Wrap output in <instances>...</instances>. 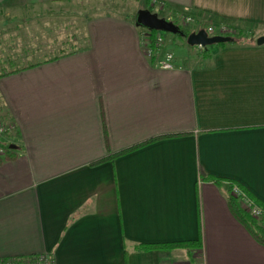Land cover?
I'll use <instances>...</instances> for the list:
<instances>
[{
    "label": "crops",
    "instance_id": "obj_1",
    "mask_svg": "<svg viewBox=\"0 0 264 264\" xmlns=\"http://www.w3.org/2000/svg\"><path fill=\"white\" fill-rule=\"evenodd\" d=\"M133 2L264 35V0H0V26L27 28L21 55L58 52L0 59L15 69L0 76V124L15 126L0 134L15 146L0 163V258L264 264L227 183L199 176L235 180L264 205V43L183 56L187 44L162 36L150 59ZM65 20L80 22L83 46L50 37ZM165 53L171 70L155 65ZM175 242L194 244L142 248Z\"/></svg>",
    "mask_w": 264,
    "mask_h": 264
},
{
    "label": "trees",
    "instance_id": "obj_2",
    "mask_svg": "<svg viewBox=\"0 0 264 264\" xmlns=\"http://www.w3.org/2000/svg\"><path fill=\"white\" fill-rule=\"evenodd\" d=\"M165 11L169 12L168 14L166 13V15H162L161 12H156V14L164 19L167 18V16H170V21L175 24L174 21H177V14L176 12H174L170 7H164ZM163 9V7H162ZM161 9V10H162ZM176 13V14H175ZM167 20V19H166ZM211 22L210 21H203L200 24V28L205 29L206 26L210 25ZM176 25V24H175ZM176 25L178 28L177 32L174 33H170L173 35V37L179 38L181 40H183L185 42V37L186 35L190 32L189 30L185 29L186 27L184 25ZM139 26V25H138ZM185 28H183V27ZM144 29V27H143ZM156 30H149L150 32V36H152V34L155 32ZM141 33V31L139 32V34ZM230 37L232 38V40L228 41V42H219V43H215V44H211L208 46H217V47H223L225 45H237V46H242V45H249V44H254V39L252 38V32L248 31V32H244L242 29H237L235 30V32L230 35ZM140 44V43H139ZM208 46L205 47H197V55L200 56H208L209 55V48ZM141 49H143V46H141ZM149 49H151L153 51V53L155 52V48L153 46V41L152 38H149V43L147 46ZM153 57L151 56L150 59H152ZM15 69H9V70H2L0 72V76L1 75H5L11 72H14ZM8 145L10 144H6L4 146V154L1 157L0 156V163H2L5 160H10L13 159L15 157V155L13 154V149L8 148ZM15 148V147H14ZM199 176L201 179H209L211 182H213L214 184H219L222 181H225L227 183V188H226V200H227V205L229 210L231 211V213L233 214V216L235 217V219L243 226V228H245L247 230V232L255 239V241H257L260 244L264 245V205L262 203H260L259 201H257L247 190L246 188H244L241 184H239L238 182H236L235 180L232 179H226V178H217V177H213V176H208L203 174L202 172H199ZM232 185H236L240 191L245 194L246 196H248L261 210L260 214L254 218L252 216H250L239 204V198L238 196H235L231 193V187ZM194 243L193 242H175V243H168V244H155V243H150V244H142V248L144 249H156L161 247L162 245H166L169 247H179V246H192Z\"/></svg>",
    "mask_w": 264,
    "mask_h": 264
},
{
    "label": "built area",
    "instance_id": "obj_3",
    "mask_svg": "<svg viewBox=\"0 0 264 264\" xmlns=\"http://www.w3.org/2000/svg\"><path fill=\"white\" fill-rule=\"evenodd\" d=\"M162 7L163 5L159 4L156 6V9L161 10ZM176 18L178 23L181 25L192 24L196 26L198 29L200 28L201 22L190 15L178 14ZM166 19L170 21L171 18L170 16H167ZM203 30L208 36H212V35L230 36L235 32L234 28L221 23L216 25L210 24L206 26V28ZM150 37L152 38L155 51L161 46L162 43V35L160 31L156 30L152 34V36H150L149 29L144 28L141 30V33L139 34V43L141 44V46H143L142 51L144 52L145 56H147L148 58H150L151 56L153 57L155 53V52L153 53V51L147 47ZM155 65L156 67L163 70H171L173 68L172 55L170 53H165L161 57L160 56L155 57ZM14 127L15 126L11 121H5L0 124V134L12 132ZM4 146L0 145V156H3L4 154ZM231 193L235 196H238L240 206L250 216L256 218L260 214L261 212L260 208L248 196L243 194L236 185H232ZM50 263H51L50 258L46 254H42V253L33 256L22 257V258H0V264H50Z\"/></svg>",
    "mask_w": 264,
    "mask_h": 264
},
{
    "label": "rangeland",
    "instance_id": "obj_4",
    "mask_svg": "<svg viewBox=\"0 0 264 264\" xmlns=\"http://www.w3.org/2000/svg\"><path fill=\"white\" fill-rule=\"evenodd\" d=\"M127 7L130 11L131 10L133 11L134 9L142 10L141 6L137 7V4L135 2L129 3ZM149 11L155 12V9H149ZM17 21H18V24H20L19 28L15 27L16 25H14V26L11 25V23L8 24L9 21L5 22L3 25L0 26V59L1 60H2V58H5L7 56L12 61H18L19 64H26V63H29L30 61H33V60L37 61L38 59H40L41 56L39 57V55L42 53H47L50 55L58 53V52H50V51L48 52L45 49L40 48L38 50V52L33 53L34 57L31 56L32 58L28 57V54H26L25 56L21 55L20 54L21 52L19 49H20V46H23L22 44H24V42L26 41L24 33L26 34L27 28L22 23H19V21H22V20H13L14 24H16ZM174 22L176 25H179L178 21H174ZM47 24H49V23H47ZM63 24H66V27H64V30L62 31V33H56V36H50V37L51 38L56 37L57 42H61V43H59L60 46L65 44L64 46L66 48L69 46H76L77 44L79 46H83L85 44V42L83 41V35L80 34V29L75 27V25H79L80 22L74 21V23L71 24L70 20H65L63 22ZM184 26L186 28L183 26L182 27L189 30L194 25L188 24V25H184ZM180 27H181V25H180ZM243 28L245 30H248V27H243ZM76 31L79 33L77 36L75 35ZM33 33H36V32L34 31ZM160 33L165 38L173 36L172 34L165 32V31H160ZM44 37H47V36H45V35L38 36V40L39 39L42 40ZM172 38H174V37H172ZM34 39H32V40H34ZM46 39H50V38H46ZM65 39H66V41H64ZM48 41H50V40H48ZM181 43H182V45L183 44L186 45V43L183 40H181ZM185 47L188 48V50L186 53H184L183 56H187L188 54L189 55H195L196 54V52H197L196 47L188 46V45ZM27 57L31 58V59L26 60L25 58H27ZM9 69H13V66L8 65L7 67L3 68V70H9ZM191 261L193 262L192 264H196L195 259H192Z\"/></svg>",
    "mask_w": 264,
    "mask_h": 264
},
{
    "label": "water",
    "instance_id": "obj_5",
    "mask_svg": "<svg viewBox=\"0 0 264 264\" xmlns=\"http://www.w3.org/2000/svg\"><path fill=\"white\" fill-rule=\"evenodd\" d=\"M135 23L141 27L149 30L165 31L168 33H174L178 31V28L171 21L165 20L162 17L157 16L156 13L150 12L148 9L138 10L135 15ZM232 40L230 36L212 35L208 36L203 28H199L196 31H190L185 37V43L188 46H200L205 47L211 44L219 42H228ZM257 45L264 43V35H259L255 38ZM14 145H8V148L14 149Z\"/></svg>",
    "mask_w": 264,
    "mask_h": 264
}]
</instances>
